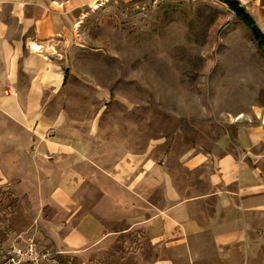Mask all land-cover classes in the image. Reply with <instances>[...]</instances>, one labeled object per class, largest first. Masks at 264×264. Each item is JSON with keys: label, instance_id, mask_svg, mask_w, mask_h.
I'll return each mask as SVG.
<instances>
[{"label": "rangeland", "instance_id": "374dc122", "mask_svg": "<svg viewBox=\"0 0 264 264\" xmlns=\"http://www.w3.org/2000/svg\"><path fill=\"white\" fill-rule=\"evenodd\" d=\"M233 1L264 37V0ZM64 22L52 53L67 75L44 107L63 114L74 143L95 162H108L103 166L148 155L199 184V172L180 165L182 156L207 153L236 127L254 124V115L264 116V51L223 0H95ZM140 192L161 195L152 185ZM57 215L32 207L26 195L0 191V248L33 241L56 252V264H79L49 237L45 224ZM155 256L138 230L120 234L89 262L148 264Z\"/></svg>", "mask_w": 264, "mask_h": 264}, {"label": "crops", "instance_id": "0c3cea01", "mask_svg": "<svg viewBox=\"0 0 264 264\" xmlns=\"http://www.w3.org/2000/svg\"><path fill=\"white\" fill-rule=\"evenodd\" d=\"M94 1L0 0V191L56 209L46 230L79 264L138 230L156 252L148 264H264V116L184 154L199 172L189 185L148 155L124 159L123 179V161L95 162L65 116L46 111L64 81L52 53L64 19ZM151 185L158 199L140 192Z\"/></svg>", "mask_w": 264, "mask_h": 264}, {"label": "built area", "instance_id": "2783aa9c", "mask_svg": "<svg viewBox=\"0 0 264 264\" xmlns=\"http://www.w3.org/2000/svg\"><path fill=\"white\" fill-rule=\"evenodd\" d=\"M57 253L43 249L33 241L0 248V264H56Z\"/></svg>", "mask_w": 264, "mask_h": 264}, {"label": "trees", "instance_id": "16d2710c", "mask_svg": "<svg viewBox=\"0 0 264 264\" xmlns=\"http://www.w3.org/2000/svg\"><path fill=\"white\" fill-rule=\"evenodd\" d=\"M223 2L228 6L231 11L235 13L236 17H238L250 29L251 34L257 42L258 47L264 51V37L255 27L253 21L245 14L244 10L240 8L239 4L233 0H223ZM66 75L67 73H65L64 80L66 78Z\"/></svg>", "mask_w": 264, "mask_h": 264}, {"label": "bare ground", "instance_id": "6f19581e", "mask_svg": "<svg viewBox=\"0 0 264 264\" xmlns=\"http://www.w3.org/2000/svg\"><path fill=\"white\" fill-rule=\"evenodd\" d=\"M31 49H32V50H38V47L35 46V45H32V46H31Z\"/></svg>", "mask_w": 264, "mask_h": 264}]
</instances>
